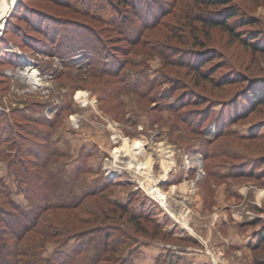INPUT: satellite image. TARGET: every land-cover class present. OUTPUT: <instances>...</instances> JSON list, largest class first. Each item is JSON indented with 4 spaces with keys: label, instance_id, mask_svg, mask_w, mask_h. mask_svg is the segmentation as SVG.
Returning a JSON list of instances; mask_svg holds the SVG:
<instances>
[{
    "label": "rangeland",
    "instance_id": "obj_1",
    "mask_svg": "<svg viewBox=\"0 0 264 264\" xmlns=\"http://www.w3.org/2000/svg\"><path fill=\"white\" fill-rule=\"evenodd\" d=\"M257 47L264 0H0V247L35 263L264 264ZM123 139L141 147L115 157Z\"/></svg>",
    "mask_w": 264,
    "mask_h": 264
},
{
    "label": "bare ground",
    "instance_id": "obj_2",
    "mask_svg": "<svg viewBox=\"0 0 264 264\" xmlns=\"http://www.w3.org/2000/svg\"><path fill=\"white\" fill-rule=\"evenodd\" d=\"M37 71L36 70H33V71H29L27 73V77L29 78V80L33 83H37L38 81V77H37ZM76 99L80 102V103H83L84 105L87 103L88 101V98H87V94L85 92H80L76 95ZM71 121L76 123L75 121V118L72 116L71 117ZM138 147H141V143L138 142V141H132V143L130 144V142L127 140V139H123V144L121 146L120 149L116 148L113 152L114 156L117 157V154L119 153V151L122 149V151L124 152H129V153H132V151ZM151 164H152V161L151 159H148L147 162L145 163H141L139 161L136 162V168H137V171H140V170H143L145 171L146 173H149L150 172V169H151ZM169 162L168 160H166L164 158L163 162L161 163V166H162V169L163 171L165 172L167 169H168V166H169ZM161 199H164V197L161 195L160 196Z\"/></svg>",
    "mask_w": 264,
    "mask_h": 264
},
{
    "label": "trees",
    "instance_id": "obj_3",
    "mask_svg": "<svg viewBox=\"0 0 264 264\" xmlns=\"http://www.w3.org/2000/svg\"><path fill=\"white\" fill-rule=\"evenodd\" d=\"M205 1H209L210 4L212 3V4L216 5V4H218L219 1H222V0H205ZM227 2L229 3V1H227ZM228 11L230 12V13H227L228 18L235 15V12L231 9V7L228 8ZM211 26L216 27V28H220V29L225 30V31H227L229 29L227 26L226 20L225 21L223 20L221 22H213L211 24ZM256 50L264 52V50L260 47H257ZM3 233H6V232H3ZM6 256L7 257L10 256L12 258H16V257L21 258V260L17 261L20 264H53V261L49 263V261L47 262V261L43 260L42 262L35 263V262L29 261V260L27 261L26 259L24 260L22 258L25 257V255L23 253H20V251H18V250H13V251L6 250V251H4L2 246H1L0 247V264H11L12 263L11 262L12 260L6 259L7 258ZM12 264H16V263L14 262Z\"/></svg>",
    "mask_w": 264,
    "mask_h": 264
},
{
    "label": "water",
    "instance_id": "obj_4",
    "mask_svg": "<svg viewBox=\"0 0 264 264\" xmlns=\"http://www.w3.org/2000/svg\"><path fill=\"white\" fill-rule=\"evenodd\" d=\"M17 0H14V3L16 2ZM7 15V14H6Z\"/></svg>",
    "mask_w": 264,
    "mask_h": 264
},
{
    "label": "crops",
    "instance_id": "obj_5",
    "mask_svg": "<svg viewBox=\"0 0 264 264\" xmlns=\"http://www.w3.org/2000/svg\"><path fill=\"white\" fill-rule=\"evenodd\" d=\"M6 1H8V2H9V0H6Z\"/></svg>",
    "mask_w": 264,
    "mask_h": 264
}]
</instances>
